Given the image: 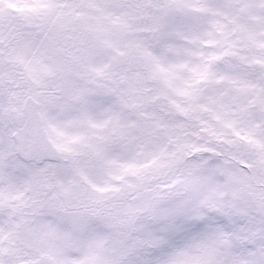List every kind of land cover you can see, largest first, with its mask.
<instances>
[{
  "label": "snow or ice",
  "instance_id": "obj_1",
  "mask_svg": "<svg viewBox=\"0 0 264 264\" xmlns=\"http://www.w3.org/2000/svg\"><path fill=\"white\" fill-rule=\"evenodd\" d=\"M0 264H264V0H0Z\"/></svg>",
  "mask_w": 264,
  "mask_h": 264
}]
</instances>
